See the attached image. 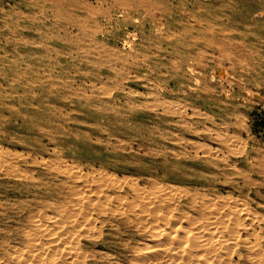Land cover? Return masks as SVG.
Returning <instances> with one entry per match:
<instances>
[{
  "label": "rangeland",
  "instance_id": "1",
  "mask_svg": "<svg viewBox=\"0 0 264 264\" xmlns=\"http://www.w3.org/2000/svg\"><path fill=\"white\" fill-rule=\"evenodd\" d=\"M87 1L0 0V264H69L72 261L73 264L72 254L76 250L79 251L75 255L85 257L82 256L85 261L82 264H118L119 261L121 264H143L139 255L146 254L152 245L164 240L150 227L138 232L121 220L96 211H90L88 219L84 214L86 219L82 215L83 218L76 220L69 214V207H77L78 196L64 198V194H58V191L67 193L72 184L63 173L66 167L71 173L87 174L86 179L76 182L80 185L89 182V188L98 190V183H95L98 179H101L97 181L100 183L111 178L128 193L136 185L146 192L153 185L169 184L188 190L187 180L175 179L168 172L181 171L189 175L202 172L203 180L220 188L221 196H228L226 191L230 184L243 189L242 193L233 196H237L242 207L250 209L255 225H264V205L259 206L255 201L260 199L264 203V198H259L255 192L259 189L264 194V0H89L93 9L86 11L87 19H84L90 23L73 35L76 43L72 47L78 48L73 61L76 69L72 68L70 60H58L53 53L42 54V46H45L40 41L42 33L29 34L26 29L37 26V20L44 19L43 13L53 10L65 11L57 20H72L74 13L81 12L80 8ZM30 10L34 13L28 18L30 15L26 14ZM54 31L64 33L62 28ZM40 32L44 30L40 29ZM94 34L97 41L88 39ZM23 39L30 40L29 45L35 47L32 49L37 52L34 59L26 58L28 49ZM47 45L62 46L56 42ZM28 65L33 69L31 72L26 69ZM13 66L24 71V75L6 77L2 74L4 69ZM33 72L40 74L46 88L51 87L54 93L62 92L63 104L72 107L79 104L83 109L93 108L116 117H110L108 127L99 133L85 124L65 125V128L89 131L93 139L107 140L109 151L84 140L81 132L61 137L59 143L70 144L64 150L59 145L47 143L46 138L42 142L45 146L38 142L29 147L7 143L3 131H14V118H10L13 111L26 112L24 106L33 100L37 102L38 98H43L48 111H59L61 100L45 99L48 92L38 87L40 79L35 78ZM16 95L21 101L14 99ZM27 112L35 114L33 109ZM126 117L131 118L127 124L132 130L119 134L111 132L122 125L120 122ZM100 122L104 123V120L100 119ZM47 132L56 138L61 135L54 124L47 125ZM88 149L92 151L90 154ZM144 151L153 152V155ZM43 155L44 163H33V158L39 161ZM162 156L166 159L167 170L159 166ZM122 157H126L127 165L114 163ZM93 159L95 165L86 166L85 161ZM100 161L104 166L99 165ZM137 164L146 165L148 169L137 170L134 167ZM141 170L146 173L140 174L138 171ZM250 175H255V182L261 186L255 183L247 186L244 178ZM93 191L82 192V200L88 196L90 200L94 198L92 201L96 204L103 194L99 192L101 195L97 197L98 192L94 191V194ZM103 191L115 194L121 190L105 188ZM183 192L178 191V195ZM207 194L212 195L211 191ZM62 223L64 227L60 225ZM83 225H87V229ZM55 234H59V238ZM261 234L264 236V231ZM142 238L151 241V248L138 252ZM171 244L174 243L167 241L163 246L171 247ZM262 244L257 246V252L250 254L251 261L260 255L264 258ZM35 247L41 250L44 258ZM68 247L73 252H69ZM31 253L33 255L29 257ZM40 257L41 262L36 261ZM70 258L73 260H68ZM153 261L146 264H187L177 255Z\"/></svg>",
  "mask_w": 264,
  "mask_h": 264
},
{
  "label": "bare ground",
  "instance_id": "2",
  "mask_svg": "<svg viewBox=\"0 0 264 264\" xmlns=\"http://www.w3.org/2000/svg\"><path fill=\"white\" fill-rule=\"evenodd\" d=\"M47 5H48V3H47ZM92 5H93L92 2L89 1V0L87 2H85V4L82 6V8H80L81 9L80 10L81 12L78 13V11H76L74 13L75 15H73V17H72V20H69V21H67V20L66 21L57 20V19H59V17L63 16V14L65 13V11H61V10L55 11V10H53L51 12H45V13H43L44 14V19L43 20H40V19L37 20V22H36L37 23V26H30L26 30H27V32L29 34H41L42 33V36H41L42 39L40 41L43 42V43H45L44 44L45 46H42L43 47L42 50H41L42 54H44V55H50V53H53L55 55V57L58 58V60H60V59L70 60V61H72V68H75V65L76 64L73 63V61L76 59L75 56H74L75 55L74 52H76L78 48L75 49L74 47H72V44L75 42V40L73 38V35H76L81 28L85 27L86 25H88L90 23L89 21H85L84 17L87 19V13H86V11H90L91 12L92 9H93V6ZM30 6L33 7V4L31 3ZM29 12L26 15H30V16H27V17L28 18H31V14H33L34 11L33 10H30ZM84 12L86 13V15L84 14ZM58 28H62L63 31H64V33L63 34H59L58 32H55L54 31V30H56ZM40 29L41 30H44V32H40ZM97 31H100V29H97ZM96 34H98V33H96ZM96 34L92 35L91 38H88V39H91L93 41H97L98 37L96 36ZM77 37L80 38L79 36H77ZM23 41H24V44L26 45V47L28 49L26 51V58H28V59H34L35 58V53H37V52L36 51H33L32 49H35V47H32V46L29 45L30 40L23 39ZM53 42H56L57 44L58 43H61L62 46L57 47V46H48L47 45V43H53ZM106 52L108 53V51H106ZM109 52H111L110 49H109ZM16 53H17V51H16ZM38 58H40V57H38ZM41 59H43V58H41ZM109 65H108V67H109ZM26 69H29L30 72L33 70L32 67L29 66V65L27 66ZM26 69H25V71H26ZM1 72H2V70H1ZM24 73H25L24 71L21 72L20 69H16L13 66V67L4 69V71H3L2 74L6 75V77L8 75L20 77L21 75H24ZM34 77L40 79L39 80L40 83L38 84V87L40 89L42 88L41 90H44L45 89L48 92V95L45 97V99H48L49 97H53V98H55L58 101L61 100L60 103H58L59 104V111H57L56 113L51 112V110L48 111L49 109H47L43 105V101H42L43 98H38L37 102L33 100L34 102L31 101V102H29V104L27 103L26 106H24V109L26 110V112L13 111L11 113V115H10V118H14V122L12 124V129L15 132L12 131V130L3 131V134H4L3 136L7 138L6 140H7V143L9 145L10 144H14V143H18V144L25 145V146L29 147L33 142H35V143L38 142V143H40V145H42V146L44 145L45 146L46 144L45 143L42 144V142H43V138H46L48 140L47 143H54L56 145H59L62 148V150H64V149H68L70 147V144L69 143H64L63 141H60V143H59V140H61V137H69L72 134H76V133L81 132L83 134V137H84L83 139L84 140L89 141L90 143H96L102 149H104L105 151H109V145H108L109 142L107 140L101 139L100 137H97V138L93 139L90 136V132L89 131H82V130H79L77 128H73V127H69V126L67 128H65V125H68L69 123H73V122L75 124H85V125H88V127L92 128L93 131H96V132L99 133L101 131H104V129L108 127V121L110 122V117L111 118H114V119L116 118L114 115H110L108 112H101L99 110H93V108H92V110H90V109H83L84 107H81L82 105H79V104H77L74 107H72L70 104L69 105L68 104H63L62 103L63 102L62 99L64 97L61 96L62 95V92H58L57 91V93H54L51 90L52 89L51 87H47L46 88V86H45V84L43 82L44 79L40 76V74H38V73L35 72L34 73ZM93 78H95V77H93ZM93 83H95V82H93ZM66 85L67 84H65V86ZM109 88H111V87H109ZM97 95L98 94H96V96ZM14 99H17V101H21V98L20 97H17V95H16V97ZM138 102H139V100H138ZM34 103H36V104H34ZM71 103H73V102L71 101ZM28 109H33L34 112H35V114L29 115L28 112H27ZM63 110H66V112H63ZM165 110H167V109H165ZM100 119H103L104 120V123H101L100 122ZM125 121H126V123H125ZM128 121H131V118H129V117L124 118V121H121L120 122V123H122V125H120L119 127L115 128V130H112L111 132H115V133L118 132V134H119V132H122V131L125 132V131H128V130H132V126H130V125L127 124ZM48 124L49 125L54 124L57 127V131H60V132H57V133L58 134H61V135H59L60 138L59 137L56 138L55 136H49V134L47 132V125ZM19 132H22V134H20ZM32 132L34 133V135H30ZM110 134H112V133H110ZM30 139H32V141ZM62 144H63V146H62ZM231 144H232V142H231ZM213 149H215V148H213ZM87 151H88V154H90L89 152H92L90 149H88ZM111 151H116V150L112 149ZM208 151H209V149H208ZM227 151H229V150H227ZM144 152L146 154L153 155V152H149V151H144ZM65 156H66L65 158L68 159V155L66 154ZM104 158H106V157H104ZM37 159L36 158H33L32 159L33 163H35V164L36 163L37 164H42L45 161L44 160V155L41 156V159H39V161ZM165 160L166 159H163V156H162L161 157V160L159 161V164H160L159 166L162 169L167 170V168H166L167 165L165 164ZM209 160H208V162H209ZM195 161H196V159H195ZM206 161H204V162H206ZM210 162L213 164V161L212 160H210ZM114 163H116V164H120L121 163L123 165H127V159H126V157L125 158L122 157L120 159H115L114 160ZM85 164H86V166L93 167L95 165V160L94 159L93 160H86L85 161ZM212 164H210V165L212 166ZM99 165L100 166H104L103 163H102V161L99 162ZM134 167L137 170L138 169H143V168H147L148 169V167H146V165H143V164H137V165H134ZM235 169H237V167ZM238 169L240 170V168H238ZM75 172L76 173H71L70 169H68L67 167L64 169V172L63 173H65L68 176V177L66 176L67 178H69L70 180H72V184H71V186H69V191L67 190L68 191L67 193H61L60 191H58V194H64V198H66L67 196H71V195L78 196V198L75 197V198L78 199L77 202H76L77 207H69L70 209L68 207H66V208H68L71 211L69 214H71L73 217H75L76 220L78 218L81 219L82 215H84V214L87 215V219H88V213L90 211L91 212L92 211H96L98 214L100 213V214H103V215L113 216V217L117 218L118 220H121V222H123L124 224H126V225H128L130 227L136 228L138 230V232L140 230L144 232V230H146L148 227H150L151 230L152 229L154 230V232H153L154 234H157L158 237H162L164 239L159 244L152 245L151 246L152 249L149 250V251H147L146 254H143V255H139L138 254L140 256L139 257L140 260H142L141 262L144 261L143 264L149 263V262H151L153 260H156V259H159V258H161V260H162L163 257H166L167 258L169 256H174V255H177L180 258L182 257V259L184 258V260L187 262V264H264V258L262 257L263 255L262 256L260 255L259 257L257 256L256 259H255V261L254 260H252V261L250 260L251 259L250 258V254H252V252H254V251L257 252L258 249H259V248H257V246L260 245V244H262V243H264V236L261 234L262 231H264V225H261L260 222H259L260 224L255 225L254 224V219H253V213L250 211V209L248 207H242L241 206L242 204L238 201L237 196H233L235 193L240 194V193H242L244 191L243 189H240V188H238L235 185L230 184L231 187L226 191L227 194H228V196H221L220 188H216V187H213V186L207 184L203 180V178H202L203 177V175H201L202 172H200V173L194 172V174L189 175V174H186L185 172H181V171L180 172H178V171L177 172L171 171V172H168V173H170L173 178L187 180L188 181V184H190V186H189L190 188H188V190L187 189H181V188L178 189L175 186H172L170 184L167 185V186H154L153 185V186H151L153 188H151V190H149L148 192H146L145 189L142 190L141 188H139L136 185L135 187H132L131 188V193H128V191L122 190L123 188L120 189L122 186H120L118 184H115L113 182L114 180L112 181V179L110 177L107 176V178L108 179L110 178L111 181L109 179V181H107V182L106 181H101L100 183L97 182V181L98 180L100 181L101 179H98V177H97L98 180L95 183L96 184L98 183L97 186H96L98 188V190L96 189V187H95L96 190H94V189L93 190L95 192H98L97 197L100 196L101 194H103V197H99V199L96 198L98 200L97 202H99V200L101 201V199H103V200L101 202H99V203L96 202V204H95V202L92 201L94 198L92 200H90V197L87 196L89 199H87V197H85L84 200H82V197L81 196H84V195H80L82 192L85 193L87 191H93L92 190V187L89 188V185H87V183H89V182H87L85 180V182H87V183H82V185L76 183L78 180L81 181V180L86 179L87 174L86 173H83V172H80V171H78V172L75 171ZM138 172L140 174L146 173L143 170L138 171ZM165 174L166 173H163V175H165ZM234 174H235V172H234ZM246 174L248 175L247 172H246ZM253 176H255V175H250L249 177L244 178L245 179L244 182H245V184L247 186H249L250 184H253V183L257 184L258 186L260 185L259 183H256L255 182V178ZM34 180H36V179H34ZM226 180L227 179H225V181ZM34 182H36V181H34ZM94 186H95V184H94ZM103 187H105L107 190H108V188H113V189H119L121 191H120V193H115L114 192L115 194H111V193H107V192L103 191L105 189V188L103 189ZM253 189H255V188H253ZM177 190L179 192L180 191L181 192L184 191V192H183V194L180 193L181 195H178V191ZM210 191H211V194L212 195H208L207 194ZM95 192H94V194H95ZM255 192L259 196V198H261V199L264 198V194H263V192L261 190L259 191V189H256ZM88 193H91V192H88ZM79 196L81 198H79ZM252 197H254V196H252ZM253 199L254 198H252V200ZM73 200H71V201H73ZM255 201H256V203L259 206H263L264 205V203L260 199L259 200L257 199ZM113 202H115V204H113ZM70 203H72V202H70ZM69 210H68V212H69ZM85 215L83 217L86 219ZM91 215L92 214H90V216ZM43 216H44V213H43ZM54 216H57V215H54ZM48 219H50V218H48ZM71 219L73 221V218L72 217H71ZM80 219H78V221ZM70 220H69V223L72 222ZM66 221H68V219ZM58 222H56L55 224L57 225ZM87 222H90V221L88 220V221H86V223ZM79 224H80V222L78 223V225ZM37 225H36V228H37ZM60 225H62V227H64L63 226V223L60 224ZM70 225H68V226H70ZM87 225L89 226L90 223L87 224ZM87 225H83V226L87 229V227H88ZM59 226H56V227L59 228ZM75 226L77 227V224ZM83 226H82V228H83ZM257 226H259V229H258ZM38 227H40V225H38ZM51 227L53 228V226H51ZM65 227H66V225H65ZM71 227H73V226H71ZM76 227H74V228H76ZM43 228H44V226H43ZM47 228H48V226H47ZM54 228H55V225H54ZM77 228H79V227H77ZM80 228H81V226H80ZM89 229H91V228H89ZM52 230H54V229H52ZM93 230L95 231V229H93ZM190 230H195V231L192 232V233H190V234H188V235H186L185 233L188 232V231H190ZM81 231H84V230L81 229ZM49 232H48V234H49ZM86 232L87 231H85V233ZM29 233H31V232H29ZM43 234H45V233H43ZM62 234H63V232L61 233V235ZM77 234L80 235V233H77ZM87 234H85V235H87ZM55 235H56V238H59V237H57V235H59V234H55ZM140 235L141 234H139V236ZM157 235L155 237H157ZM76 237H77V235H76ZM37 238H39V237H37ZM86 238H88V237H86ZM152 238H153V236H152ZM29 240H30V238H29ZM31 240H33V239H31ZM53 240H55V239H53ZM76 240L77 239L75 238V241ZM139 240H141V239H139ZM37 241H38V239H37ZM167 241L170 242V243L172 242L174 244H171V247L163 246V245L166 244ZM30 243H27L28 246H29ZM34 243H35V241H34ZM125 245H127V244H125ZM150 245H151V241H148L147 239L142 238V244H141V246L139 247L137 245L139 248H141L140 251L138 250V252H141L142 249L143 250L144 249H147L148 250V248H151ZM172 245H174V247ZM34 246H35V244H34ZM261 246H258V247H261ZM38 247H40V246H38ZM35 248L37 249V247H35ZM35 248H33V249H35ZM131 249H133V247ZM68 250H69V252L70 251L73 252V250H70L69 247H68ZM38 251H40V254H41V250H38ZM42 251H43V249H42ZM78 251H77V253H78ZM80 251H81V249H80ZM130 251L131 250H129L128 252H130ZM31 252H32V248H31ZM33 252H35V250H33ZM66 252H67V250H66ZM75 252H73V254H72V255H74V257H72V258L75 261V263H73V264H82V263H85V261L83 259L84 256L83 255H77V254H76L77 255L76 256L74 254ZM38 253L36 252L35 254H38ZM45 253H43V254H45ZM258 253H257V255H258ZM63 254H66V253L63 252ZM63 254L61 255V257L63 256ZM32 255L33 254L31 253V255H29V257L32 256ZM67 255H71V254L67 253ZM67 255H65V256H67ZM37 256H35V257H37ZM44 256L45 255H42L43 258H44ZM122 256H124V255H122ZM35 257H33V259ZM35 259H34V261H35ZM40 259H41V257L39 259L37 258L36 261H38ZM41 260H40V262H41ZM68 260L72 261L71 258L68 259ZM27 261H29V260H27ZM54 261H56V260H54ZM168 261H169V259H168ZM44 262H46V261H44ZM158 262H160V260ZM171 262H172V260H171ZM173 262H175V261H173ZM186 262H184V263H186ZM58 263H59V261H58ZM71 263H69V264H71ZM119 263H120V261H119ZM32 264H40V263H32ZM53 264H55V263H53ZM62 264H65V263L63 262ZM93 264H95V263H93Z\"/></svg>",
  "mask_w": 264,
  "mask_h": 264
}]
</instances>
